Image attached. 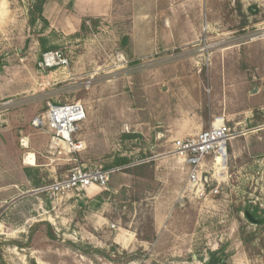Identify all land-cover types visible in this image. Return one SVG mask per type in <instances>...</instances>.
I'll return each mask as SVG.
<instances>
[{
    "label": "rangeland",
    "instance_id": "rangeland-1",
    "mask_svg": "<svg viewBox=\"0 0 264 264\" xmlns=\"http://www.w3.org/2000/svg\"><path fill=\"white\" fill-rule=\"evenodd\" d=\"M74 1L46 0L45 23L33 21L38 0H0V264H264V0H201L196 41L143 57L123 37L129 0L120 15L62 28ZM174 23L187 31L186 14ZM52 51L68 64L43 65ZM187 59L217 65L222 102L210 104L231 118L217 197L186 191L188 166L165 124L187 114V98L152 84ZM73 101L88 112L74 153L33 124ZM80 166L110 170L109 183L45 189Z\"/></svg>",
    "mask_w": 264,
    "mask_h": 264
},
{
    "label": "crops",
    "instance_id": "crops-1",
    "mask_svg": "<svg viewBox=\"0 0 264 264\" xmlns=\"http://www.w3.org/2000/svg\"><path fill=\"white\" fill-rule=\"evenodd\" d=\"M119 1L121 0H75L73 5V14L75 16L73 25L68 24L69 19H62L60 25L62 28H69L74 25L79 28L84 18L107 19L116 14L120 15L118 10L121 2ZM129 1L131 5L128 13L129 29L123 34V37H127L129 52L138 54L139 57L169 52L184 44H187V46L192 44L199 36L191 28V15L194 13L197 17L201 10V0ZM58 4L61 5L58 12H62L64 10L63 3ZM159 5L166 6V8L162 10ZM161 14H166V16L162 17ZM177 14H186L187 31L176 27L174 22ZM168 15L172 16L167 19ZM56 22H58V19ZM78 30L76 29V31ZM169 66L173 71H176L174 72L175 75H170L172 71L165 76L163 72H158L154 76L152 84H168L170 92L187 98V114H180L184 118L182 117L181 119L180 117L172 121L169 119L165 124L167 131L176 134L175 139L207 129L211 121L219 115H225L230 121V114L226 115V113L218 112L214 109V105L210 104V101L222 102L220 94L213 88L214 80L212 77L213 75L218 76L220 73L218 72L217 74V65L209 62L201 64L200 67V63L187 59V61L174 62L169 64ZM201 68H205V73L200 71ZM178 70H183V72L179 73L180 71ZM208 88L210 91L206 92ZM170 92L167 94L161 93L163 98L161 109L163 110L169 108L164 101V97L165 95L171 96ZM205 92L207 94L210 93V95H206ZM178 106L179 104L177 103L175 107ZM48 132L50 131L48 130ZM77 137L80 139V131Z\"/></svg>",
    "mask_w": 264,
    "mask_h": 264
},
{
    "label": "built area",
    "instance_id": "built-area-1",
    "mask_svg": "<svg viewBox=\"0 0 264 264\" xmlns=\"http://www.w3.org/2000/svg\"><path fill=\"white\" fill-rule=\"evenodd\" d=\"M42 64H68L61 51L44 54ZM88 112L81 101L50 104L46 112L34 119L33 124L45 128L52 134V142L64 144L70 152L79 151L84 142L77 135L87 119ZM233 137L229 119L225 115L215 117L210 126L196 134L174 140V152L188 166L186 191L200 196L217 197L221 181L228 166L227 143ZM110 170L102 167H75L62 179L45 187L53 196L65 195L71 191L89 194L94 188H104L110 181Z\"/></svg>",
    "mask_w": 264,
    "mask_h": 264
},
{
    "label": "trees",
    "instance_id": "trees-1",
    "mask_svg": "<svg viewBox=\"0 0 264 264\" xmlns=\"http://www.w3.org/2000/svg\"><path fill=\"white\" fill-rule=\"evenodd\" d=\"M45 1L46 0H38V3L36 5V10H35L36 14L33 15V21H35L36 19H41L45 23H48V20L43 15V6H44ZM122 161H124V160H122ZM255 217H256V214H253L254 219H256ZM257 222H259V221L257 220ZM210 264H214V262L210 263Z\"/></svg>",
    "mask_w": 264,
    "mask_h": 264
},
{
    "label": "water",
    "instance_id": "water-1",
    "mask_svg": "<svg viewBox=\"0 0 264 264\" xmlns=\"http://www.w3.org/2000/svg\"><path fill=\"white\" fill-rule=\"evenodd\" d=\"M256 91V90H255ZM247 217L252 221V222H257L256 219H254L249 212L246 213Z\"/></svg>",
    "mask_w": 264,
    "mask_h": 264
},
{
    "label": "flooded vegetation",
    "instance_id": "flooded-vegetation-1",
    "mask_svg": "<svg viewBox=\"0 0 264 264\" xmlns=\"http://www.w3.org/2000/svg\"><path fill=\"white\" fill-rule=\"evenodd\" d=\"M211 260H212V259H211ZM211 260H210V262H208L207 264L213 263Z\"/></svg>",
    "mask_w": 264,
    "mask_h": 264
}]
</instances>
